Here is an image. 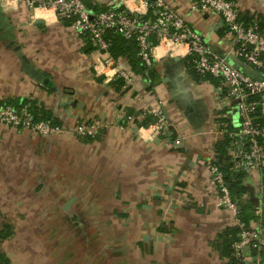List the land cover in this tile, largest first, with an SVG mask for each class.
Segmentation results:
<instances>
[{
    "label": "crops",
    "instance_id": "crops-1",
    "mask_svg": "<svg viewBox=\"0 0 264 264\" xmlns=\"http://www.w3.org/2000/svg\"><path fill=\"white\" fill-rule=\"evenodd\" d=\"M232 1L241 18H264V0ZM165 2L217 52H230L219 16L193 11L194 0ZM86 3L93 12L143 7L140 0ZM126 41L135 55L134 42ZM190 57L158 45L153 76L120 57L138 90L116 89L117 79L105 82L96 72L100 52L67 18L0 0V102L30 106L36 117L62 126H102L78 138L0 123V264H228L217 235L230 227L231 215L215 207L202 160L223 140L209 130L236 111L225 107L217 80L196 79ZM147 105L163 110L170 124L152 140L124 122ZM259 178L255 171L244 175L253 189L247 200H258Z\"/></svg>",
    "mask_w": 264,
    "mask_h": 264
},
{
    "label": "built area",
    "instance_id": "built-area-1",
    "mask_svg": "<svg viewBox=\"0 0 264 264\" xmlns=\"http://www.w3.org/2000/svg\"><path fill=\"white\" fill-rule=\"evenodd\" d=\"M17 1H21L32 13L37 10L52 11L60 19L67 18L73 31L86 38L91 47L100 52L96 72L105 76V82L121 79V89L125 91L135 93L138 90L135 73L124 69L117 63L118 58L110 54L111 42L106 37L108 30L134 42L136 55L146 71L153 69L155 48L160 44L170 45L191 56V67L195 72L219 82L225 107L234 108L236 113L227 120L217 121L209 130L215 140L221 137L224 141L225 155L220 163L216 161V146L212 147L211 155L202 161L209 172L215 207L229 212L230 226L238 229L232 243L233 255L240 258L243 264H264V78L246 74L228 58L232 54L264 76V31L260 29L258 20L245 23L232 0H194L193 11L211 12L221 18L225 35L232 42L230 52L221 54L165 0H140L143 5L140 9L130 8L126 3L123 7L114 4L97 12H93L85 0ZM146 117L151 121L144 125L142 121ZM124 122L139 137L151 140L170 128L164 111L149 105L138 117H125ZM0 123L39 135H73L78 138L93 137L102 127L95 121L62 126L51 118H37L26 105L15 106L5 101L0 102ZM173 134V131L169 132V135ZM180 141L178 137L174 143L180 144ZM223 167H227V171ZM254 171L261 173L262 181L259 178V198L253 201L255 220L247 223L239 217L240 206L231 195L226 176ZM248 195L244 194L243 200H247Z\"/></svg>",
    "mask_w": 264,
    "mask_h": 264
},
{
    "label": "trees",
    "instance_id": "trees-1",
    "mask_svg": "<svg viewBox=\"0 0 264 264\" xmlns=\"http://www.w3.org/2000/svg\"><path fill=\"white\" fill-rule=\"evenodd\" d=\"M86 2V0H85ZM87 4V3H86ZM105 9V8H103ZM102 10V9H101ZM247 17V16H246ZM255 18V20H258V24L261 30L264 31V18L262 16H255L253 18L247 17L245 19V16H242V20L245 21V23H251L252 20ZM250 19V20H249ZM223 32L225 34V30L223 29ZM106 37L110 39L111 42V46H110V54L112 55V57L114 58H119V57H126L127 59H129V62L131 64V68L134 72L136 73H147L150 76H153L154 71L153 69L150 70H145V68L143 67V65L141 64L139 58L137 57V55L132 53V49L130 48L129 44L127 43V41L121 37V35H119L118 33L112 32V31H107L106 32ZM156 43V42H155ZM190 68L194 74V76L196 77V79H200V80H211L210 77L207 76H201L199 75L197 72H195L192 67H191V57H190ZM263 76V75H262ZM114 87L116 89H120L122 87V81L121 79H117L116 81H114L113 83ZM30 107V106H28ZM31 108V107H30ZM35 114V113H34ZM40 118V117H37ZM43 118H50L48 116H45ZM151 121V118L146 117L145 119H143L142 124H147ZM224 141L220 142L217 144V154L220 155L221 157H224L225 155V150H224ZM224 168V167H223ZM224 171H227V167L223 169ZM244 176L243 173H237V174H232V175H227L226 176V181L230 184V192L231 195L234 199L238 200V204L240 206V210H239V217L246 221L247 223H249L250 221L255 220V216L253 215L252 212V207H253V201H251V199L249 200H243V195L248 193V191H250L251 193H253V189L252 187H246L244 183H242V177ZM263 183H264V168H263ZM238 232V229L236 227H227L225 229H223L220 233H218L217 235V241L218 243H222L223 245V251H224V255L227 254V257H229V261L228 264H243L242 260L238 257H235L232 253H231V242H233L236 239V234Z\"/></svg>",
    "mask_w": 264,
    "mask_h": 264
},
{
    "label": "water",
    "instance_id": "water-1",
    "mask_svg": "<svg viewBox=\"0 0 264 264\" xmlns=\"http://www.w3.org/2000/svg\"><path fill=\"white\" fill-rule=\"evenodd\" d=\"M130 43V42H129ZM131 45V43L129 44ZM135 52H136V48H135ZM24 60H26L25 57H23ZM243 63V62H242ZM234 64V63H233ZM243 65H246L245 63H243ZM235 67L239 68V66H237L236 64H234ZM247 66V65H246ZM249 67V66H247ZM240 69V68H239ZM242 70V69H241ZM243 72H245L246 74H249L255 78H264V76L260 75L258 73V71L254 70L253 68L250 67V70L248 68H244V70H242Z\"/></svg>",
    "mask_w": 264,
    "mask_h": 264
},
{
    "label": "bare ground",
    "instance_id": "bare-ground-1",
    "mask_svg": "<svg viewBox=\"0 0 264 264\" xmlns=\"http://www.w3.org/2000/svg\"><path fill=\"white\" fill-rule=\"evenodd\" d=\"M40 12L39 10L36 11V13Z\"/></svg>",
    "mask_w": 264,
    "mask_h": 264
},
{
    "label": "rangeland",
    "instance_id": "rangeland-1",
    "mask_svg": "<svg viewBox=\"0 0 264 264\" xmlns=\"http://www.w3.org/2000/svg\"><path fill=\"white\" fill-rule=\"evenodd\" d=\"M211 79H213V78H211ZM216 80V79H215Z\"/></svg>",
    "mask_w": 264,
    "mask_h": 264
}]
</instances>
